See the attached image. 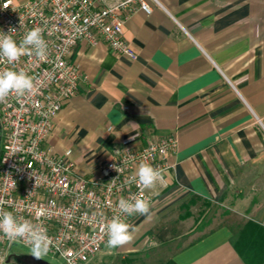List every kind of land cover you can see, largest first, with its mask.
I'll return each instance as SVG.
<instances>
[{"label": "crops", "instance_id": "obj_1", "mask_svg": "<svg viewBox=\"0 0 264 264\" xmlns=\"http://www.w3.org/2000/svg\"><path fill=\"white\" fill-rule=\"evenodd\" d=\"M157 1L124 24L137 60L76 45L46 142L90 179L127 139L177 138L133 241L90 264H264V0Z\"/></svg>", "mask_w": 264, "mask_h": 264}, {"label": "built area", "instance_id": "obj_2", "mask_svg": "<svg viewBox=\"0 0 264 264\" xmlns=\"http://www.w3.org/2000/svg\"><path fill=\"white\" fill-rule=\"evenodd\" d=\"M0 0V32L19 43L34 27L42 29L47 43L44 59L22 56L13 65L0 60V70H23L34 77L32 94H12L0 103V209L18 220L43 228L51 240L50 254L65 264H90L106 245L103 224L119 213L121 197H143L149 190L129 183L141 162L165 172L177 145L174 135L134 148L127 139L100 174L87 179L73 173V163L46 146L64 103L78 92L83 77L70 60L80 41L107 43L133 60L139 55L124 38V24L139 10L152 13L148 0ZM158 2L157 0H155ZM159 3V2H158ZM142 215L127 217L131 224ZM0 233V264L17 245Z\"/></svg>", "mask_w": 264, "mask_h": 264}, {"label": "clouds", "instance_id": "obj_3", "mask_svg": "<svg viewBox=\"0 0 264 264\" xmlns=\"http://www.w3.org/2000/svg\"><path fill=\"white\" fill-rule=\"evenodd\" d=\"M15 29H9V34L0 32V60L13 65L22 56H35L44 59L47 55V43L43 38L42 29L34 27L28 30L23 39L17 41L10 35ZM34 77L23 70L11 68L0 70V103L5 102L12 94L19 97L34 92ZM161 178V170L151 164L141 162L129 183L136 182L143 190L156 186ZM119 213L113 215L103 224L102 231L107 236L108 248H119L131 243L136 228L127 217L135 215H150V201L143 197L124 198L118 200ZM0 233L10 242L25 241L30 246V255L35 259H43L51 250V240L46 231L27 219L18 220L10 211L0 209Z\"/></svg>", "mask_w": 264, "mask_h": 264}, {"label": "water", "instance_id": "obj_4", "mask_svg": "<svg viewBox=\"0 0 264 264\" xmlns=\"http://www.w3.org/2000/svg\"><path fill=\"white\" fill-rule=\"evenodd\" d=\"M5 264H53L46 259H35L29 253L19 252L15 247L8 253Z\"/></svg>", "mask_w": 264, "mask_h": 264}, {"label": "rangeland", "instance_id": "obj_5", "mask_svg": "<svg viewBox=\"0 0 264 264\" xmlns=\"http://www.w3.org/2000/svg\"><path fill=\"white\" fill-rule=\"evenodd\" d=\"M15 249L17 251H19V252L30 253V247H27V246L22 245V244H17L15 246ZM43 259H46V260L50 261L53 264H65L63 259H61V258H59L57 256H54V255H52L50 253H48L46 256H44Z\"/></svg>", "mask_w": 264, "mask_h": 264}]
</instances>
